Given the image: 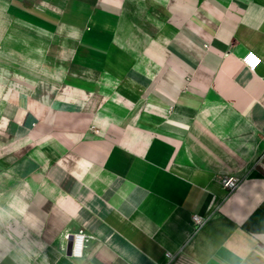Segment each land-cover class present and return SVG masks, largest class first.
Here are the masks:
<instances>
[{"label":"crops","instance_id":"1","mask_svg":"<svg viewBox=\"0 0 264 264\" xmlns=\"http://www.w3.org/2000/svg\"><path fill=\"white\" fill-rule=\"evenodd\" d=\"M0 15L24 29L8 41L57 61L22 84L0 74V144L24 163L0 264H264V0H5Z\"/></svg>","mask_w":264,"mask_h":264},{"label":"rangeland","instance_id":"2","mask_svg":"<svg viewBox=\"0 0 264 264\" xmlns=\"http://www.w3.org/2000/svg\"><path fill=\"white\" fill-rule=\"evenodd\" d=\"M5 0H0V14L1 9L3 7ZM17 28L19 30H24L23 27H18L16 23L8 21L0 15V74L7 78V76H11L7 70L13 71L14 73L21 76V81L16 80V82L23 83V78H28V76L38 77L41 72V61H47V68L49 70H53L57 64L55 58L51 57L50 54L47 58L44 56H40L37 54H32L29 56L26 55L24 48L22 45H16L13 38L9 40L8 30ZM51 43V39H49V44ZM3 68V69H2ZM43 68H46L44 65ZM6 71H5V70ZM4 70V71H3ZM43 75V74H42ZM14 79V78H13ZM7 150L6 145L4 143L0 144V239H6L7 233L10 229L15 228L16 232H18V225H12L9 223L11 216L9 215L8 209V193L10 189L19 179L17 176H13L10 169H22L23 168V156L13 158ZM10 159V160H9ZM13 189V188H12ZM11 231V230H10ZM0 243H4L0 240ZM6 244V243H5Z\"/></svg>","mask_w":264,"mask_h":264},{"label":"built area","instance_id":"3","mask_svg":"<svg viewBox=\"0 0 264 264\" xmlns=\"http://www.w3.org/2000/svg\"><path fill=\"white\" fill-rule=\"evenodd\" d=\"M252 57H255V61H252ZM242 64L251 72H255L259 65L262 63L260 56H258L254 51L248 50L240 58ZM261 80L264 82V75L261 77ZM222 187L225 189L226 194L230 195L238 185V179L235 176H225L221 180ZM193 222L200 226L204 222V218L194 215L192 217ZM68 237V235H66ZM72 237V248L71 255L75 257L81 256L82 249L84 246V241L86 240L84 234L75 233L71 235ZM165 257L170 262L174 259L175 255H172L170 252L165 253Z\"/></svg>","mask_w":264,"mask_h":264},{"label":"water","instance_id":"4","mask_svg":"<svg viewBox=\"0 0 264 264\" xmlns=\"http://www.w3.org/2000/svg\"><path fill=\"white\" fill-rule=\"evenodd\" d=\"M72 241L70 240L67 244V254H71Z\"/></svg>","mask_w":264,"mask_h":264},{"label":"snow or ice","instance_id":"5","mask_svg":"<svg viewBox=\"0 0 264 264\" xmlns=\"http://www.w3.org/2000/svg\"><path fill=\"white\" fill-rule=\"evenodd\" d=\"M253 61H255V57H252V61H250V62H253Z\"/></svg>","mask_w":264,"mask_h":264},{"label":"clouds","instance_id":"6","mask_svg":"<svg viewBox=\"0 0 264 264\" xmlns=\"http://www.w3.org/2000/svg\"><path fill=\"white\" fill-rule=\"evenodd\" d=\"M3 210H0V212H2Z\"/></svg>","mask_w":264,"mask_h":264}]
</instances>
